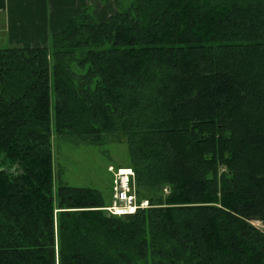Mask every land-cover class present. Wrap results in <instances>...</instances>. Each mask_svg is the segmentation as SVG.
Masks as SVG:
<instances>
[{"label": "trees", "instance_id": "trees-1", "mask_svg": "<svg viewBox=\"0 0 264 264\" xmlns=\"http://www.w3.org/2000/svg\"><path fill=\"white\" fill-rule=\"evenodd\" d=\"M100 3L0 48V264H264V0ZM52 135L124 142L149 207L54 186Z\"/></svg>", "mask_w": 264, "mask_h": 264}, {"label": "rangeland", "instance_id": "rangeland-1", "mask_svg": "<svg viewBox=\"0 0 264 264\" xmlns=\"http://www.w3.org/2000/svg\"><path fill=\"white\" fill-rule=\"evenodd\" d=\"M93 12V9H92ZM99 22L115 12L112 3L99 6L96 11ZM7 46V45H5ZM51 106L54 105V94L51 92ZM54 186L58 183L97 190L104 199V205L111 202V176L108 166L124 167L128 165L127 147L124 142L102 146L76 144L74 141L63 140L51 136ZM264 230L260 222L252 223Z\"/></svg>", "mask_w": 264, "mask_h": 264}, {"label": "crops", "instance_id": "crops-1", "mask_svg": "<svg viewBox=\"0 0 264 264\" xmlns=\"http://www.w3.org/2000/svg\"><path fill=\"white\" fill-rule=\"evenodd\" d=\"M1 1V0H0ZM0 8V48L45 47L61 22L79 14L84 7L94 11L100 0H2ZM7 45V46H5Z\"/></svg>", "mask_w": 264, "mask_h": 264}, {"label": "built area", "instance_id": "built-area-1", "mask_svg": "<svg viewBox=\"0 0 264 264\" xmlns=\"http://www.w3.org/2000/svg\"><path fill=\"white\" fill-rule=\"evenodd\" d=\"M107 172L111 176V202L101 208L102 211L110 216L122 217L149 207L146 200L137 199L135 174L132 168L108 166Z\"/></svg>", "mask_w": 264, "mask_h": 264}]
</instances>
